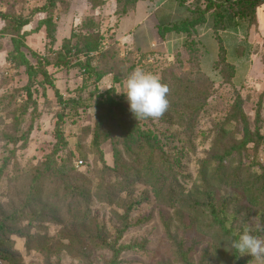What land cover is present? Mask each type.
<instances>
[{
  "label": "trees",
  "instance_id": "trees-1",
  "mask_svg": "<svg viewBox=\"0 0 264 264\" xmlns=\"http://www.w3.org/2000/svg\"><path fill=\"white\" fill-rule=\"evenodd\" d=\"M60 1L45 0L43 6L34 8L27 16L0 11V20L5 22L1 31L12 36L13 49L9 56L25 68L27 76L26 86L18 89L13 98L25 92L27 103L33 102L35 113L37 108L33 98L38 96L39 88L44 90V97L51 88L60 110L54 131L57 142L46 161L23 167L14 160V150H7V155L0 158V262L25 264L16 248L15 239L19 238L25 242L26 253L43 256L49 264H52L54 255L62 254L82 264H95L91 258L101 251L111 253V258H103V264H122V255L136 249V246L119 243L131 227L129 216L152 196L156 204L172 212L174 223L169 221L168 234L174 224L184 236L187 227L197 224L201 232L213 239L214 244L204 248L198 258V245L184 249V239L175 240L169 257L159 264H248L253 257L240 255L231 244L245 230L243 227L238 230L236 225L240 223L243 207L248 205L246 208L249 211L253 210L264 217V166L257 159L258 151L264 145L259 112L252 122L244 110L243 99L238 98L224 122L208 134L211 150L198 161L197 177L190 189L183 183V179H186L183 172L186 169L185 158L196 152L197 126L214 88L213 82L202 72L203 53L196 46L198 43L193 40L194 35L199 27L208 24L211 19L219 48L214 66L220 68L224 77L232 79L236 69L227 61L220 32L226 31L225 21L228 18L236 19V28L245 20L249 28L257 25L258 10L264 6V0H203V5L197 3L196 6H193L194 0H180V5L187 8L189 16L179 22L158 25V34L163 40L169 34L185 35L190 40V44L188 40L184 42L190 51V68L178 74L170 64L161 71L159 80L168 87V108L156 119L161 125L168 126L167 129L175 128L170 133L166 131L161 134H158V127L144 129L141 123L153 118L137 120L129 110L125 95L117 92L116 85H121L125 79L121 71L128 60L114 57L112 47H107L110 36L106 32L110 28L98 25L94 16L87 17L71 31L70 37L63 38L60 48H55L57 24L54 13ZM154 1L116 0L114 15L121 21L135 12L140 2ZM89 3L94 11H100L106 0H89ZM39 14H46V18L39 21L37 29L44 27L47 31L49 55L42 58L33 54L36 59L33 64L23 48L27 36L37 29L31 32H24V29ZM114 33L111 34L113 38ZM242 50L239 46L237 54ZM138 64L135 65L136 69ZM101 66L106 70L102 71ZM49 68L79 70L82 75L79 92H85L92 83H98L108 76L113 77V86L101 93L91 92L88 99L63 95L52 79ZM127 72L131 74L129 68ZM4 97H0V110L12 115L17 113V109L10 108L16 100L10 99L7 105L2 106ZM262 103L260 101L261 108ZM26 106L23 113L27 111ZM91 108L95 109L94 127H84L75 147H69L71 139L65 135V120ZM89 137L90 143L87 144ZM22 139L7 136V140L15 146ZM108 141H112L114 146L113 166L106 163L102 148ZM119 144L121 148H118ZM67 148L70 149L63 157ZM75 161H81L88 168L87 172L78 171L82 165H74ZM255 168L260 172H254ZM139 186L144 190L136 196ZM215 186L224 187L229 197L218 199ZM96 202L110 208L121 224V228L115 229V241L110 240L108 230L99 223L94 210ZM233 204L237 207L230 214L228 209ZM234 223L236 227H233ZM50 225L59 227L57 240L47 236ZM173 256L175 260L171 258Z\"/></svg>",
  "mask_w": 264,
  "mask_h": 264
},
{
  "label": "rangeland",
  "instance_id": "rangeland-1",
  "mask_svg": "<svg viewBox=\"0 0 264 264\" xmlns=\"http://www.w3.org/2000/svg\"><path fill=\"white\" fill-rule=\"evenodd\" d=\"M197 3L203 5V0L198 2L194 0L193 6H196ZM44 4L45 0H0V11L22 13L27 16L31 10ZM115 9L116 0H106V4L100 11H94L89 0H61L54 13V20L57 24L55 32L57 43L55 48H60L63 38L70 37L71 31L78 25L80 26L85 18L94 16L98 25L110 28L109 32H106L110 36L107 47H112L111 50L114 52V57L128 60L121 71L125 79H123L124 81L121 85H116L118 94L124 92V83L130 75V72H127L128 68L131 73L139 69L154 74L159 79L161 71L170 64H173V70L178 74L190 68L189 47L184 45L188 38L185 35L169 34L163 40L157 30L158 25L161 23L179 22L189 16L187 8L180 5V0H155L153 3L140 2L137 10L131 12L121 21L114 15ZM99 12H101L100 15H98ZM260 17L258 33H254V27L250 26L249 28L247 20L242 21L241 26L236 28L234 26L236 19L232 18L226 19V31L220 32L227 52V61L234 65L236 69V75L232 79L228 78V76L224 77L220 73V68L214 66L218 60L219 48L213 34L211 19H209L208 24L199 27L194 35L193 40L198 43L196 46H199L203 53L201 60L202 72L210 78L209 80L213 82L214 88L209 95L197 126L196 152L190 153V156L184 160L186 169L183 174L186 179H183V183L187 189L192 188L193 181L196 180L199 169L198 161L205 158L206 153L211 150V138H208V134L216 126L224 122L226 115L238 98L241 97L243 99L244 110L252 122L259 112V124L262 123L261 130L264 134V14L261 13ZM44 18H46V14L35 16L33 22L24 29V32H31L37 29L39 21ZM63 19H66L64 23H62ZM4 27L5 22L0 20V97L6 96L2 99V106L4 104L7 105L10 99L16 100L10 108L13 110L17 109V113L12 115L6 110H0V158L7 155V150H14L16 152L15 161L23 167H32L46 161L57 142L54 131L60 110L51 88H48L46 97L43 96L44 90L39 88L38 96L33 98L37 108L35 113H33V102L27 103L25 92L13 98L14 95H17L18 89L26 86L27 76L25 68L19 66L18 62L9 56L13 49L12 36L1 31ZM113 32H115L114 38L111 36ZM260 34L263 38H261ZM189 41L187 42L190 44ZM49 42L50 39L47 37L46 29L44 27L37 29L36 32L27 36L23 52L28 60L35 64L36 59L33 54H38L42 58L48 56ZM239 46L243 50L237 54ZM190 48H192V44ZM242 53H244L243 57H239ZM138 62L136 69L135 65ZM119 66L122 67L121 63H119ZM101 70L104 71L106 68L101 66ZM48 71L52 74V79L63 95L71 94L72 96H81L84 99H88L91 92L101 93L113 86V77L108 76L98 83H92L85 92H79L82 86V75L79 70L72 69L69 71L66 68H49ZM260 101L263 102L262 108L259 105ZM25 105H27V111L23 113ZM95 121L94 108L81 110L77 117L66 119L64 130L68 139H71L69 147H75L82 129L86 126L93 128ZM157 121V119H152L141 124L144 129L158 127V134L166 131L170 133V131L175 130L173 127L167 129L168 126L161 125ZM28 131L30 132L28 133ZM10 135L22 137L23 139L15 146L7 140V136ZM26 138L27 141H25ZM90 138H88L87 144L90 143ZM23 143L24 146L22 145ZM113 147L112 141H108L102 146L105 161L110 166L114 165ZM121 147L122 145L119 144L118 148ZM69 149L65 150L62 154L63 157L66 156L65 153ZM92 157L90 155L89 158L92 159ZM257 159L264 166V145L260 147ZM76 162L78 161H75L74 165H76ZM234 166L237 165L234 164ZM89 169L92 170V167ZM231 169L234 168L231 166ZM255 169L254 172H260L257 170L258 168ZM87 170L88 168L85 165L78 168V171L82 173H86ZM214 189H218L216 191L218 199L220 197H229V193L224 187L216 188L215 186ZM138 190L135 194L136 196L141 194L144 187L139 186ZM247 206L243 207L241 211L240 223L235 222L239 228L238 230L242 227L248 228L251 234L264 240V230H262L264 229V217L253 210L249 211L246 208ZM231 207L228 209L230 214L234 210L233 208L237 206L233 204ZM94 210L98 214L99 223L108 230L110 240L115 241L117 238L115 229L121 228L118 218L110 208L101 203L96 202ZM119 213L123 214V211L119 210ZM171 217L172 212L167 207L156 204L152 196L149 201L144 202L140 207L133 210L129 216L131 227L121 237L119 243L136 246V249L122 255V264H159L162 259L169 257L168 254L171 246H173L172 243L179 239H184L186 242L183 244L184 249H188L195 244L198 245V253L196 255L198 258H200L204 248L211 247L213 239L206 235L205 232H201L200 226L197 224L192 225L193 227H187L185 236L174 224L170 229L171 233L168 234L167 225L169 221L174 223ZM235 223L233 227H236ZM257 225L261 226V228L258 229ZM58 231L59 227L50 225L47 236L57 240ZM197 241L201 242L198 243ZM15 242L16 248L24 258L25 264H49L46 263V259L43 256L36 253H26L23 239L16 238ZM175 250L176 248L173 247V251ZM103 258H111V253L109 251L96 252L92 256L91 262L103 264ZM171 258L175 260V256ZM58 262H60L59 264H82L77 260L71 259L66 254L54 255L51 263L56 264ZM0 264L7 263L0 262ZM248 264H264V258L250 259Z\"/></svg>",
  "mask_w": 264,
  "mask_h": 264
},
{
  "label": "clouds",
  "instance_id": "clouds-1",
  "mask_svg": "<svg viewBox=\"0 0 264 264\" xmlns=\"http://www.w3.org/2000/svg\"><path fill=\"white\" fill-rule=\"evenodd\" d=\"M168 87L162 84L157 76L142 70H134L124 83L123 94L134 117L159 118L168 108ZM257 228L261 226L257 225ZM264 230V229H262ZM231 247L240 255L249 254L255 259L264 258V240L245 230L235 239Z\"/></svg>",
  "mask_w": 264,
  "mask_h": 264
},
{
  "label": "crops",
  "instance_id": "crops-1",
  "mask_svg": "<svg viewBox=\"0 0 264 264\" xmlns=\"http://www.w3.org/2000/svg\"><path fill=\"white\" fill-rule=\"evenodd\" d=\"M139 5V4H138ZM138 7V6H137ZM264 14V6H262L259 10H258V14H257V25L253 26L254 27V33H258V29H259V26H260V20H261V17H260V14ZM261 36V34H260ZM261 38H263V36H261Z\"/></svg>",
  "mask_w": 264,
  "mask_h": 264
},
{
  "label": "built area",
  "instance_id": "built-area-1",
  "mask_svg": "<svg viewBox=\"0 0 264 264\" xmlns=\"http://www.w3.org/2000/svg\"><path fill=\"white\" fill-rule=\"evenodd\" d=\"M80 165H82V162L81 161L76 162V166H80Z\"/></svg>",
  "mask_w": 264,
  "mask_h": 264
}]
</instances>
